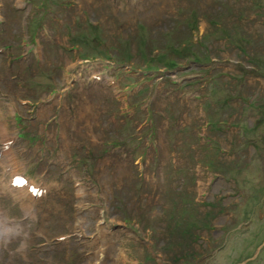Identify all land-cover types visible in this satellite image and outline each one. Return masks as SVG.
Wrapping results in <instances>:
<instances>
[{
    "label": "rangeland",
    "instance_id": "1",
    "mask_svg": "<svg viewBox=\"0 0 264 264\" xmlns=\"http://www.w3.org/2000/svg\"><path fill=\"white\" fill-rule=\"evenodd\" d=\"M0 55V264H264V119L204 124L260 113L264 0H0Z\"/></svg>",
    "mask_w": 264,
    "mask_h": 264
},
{
    "label": "flooded vegetation",
    "instance_id": "2",
    "mask_svg": "<svg viewBox=\"0 0 264 264\" xmlns=\"http://www.w3.org/2000/svg\"><path fill=\"white\" fill-rule=\"evenodd\" d=\"M230 59H232V58L222 59V60H220L218 62H228ZM191 62L198 63L197 60H192V59H191ZM232 62L233 63L235 62V64L237 63V65L240 66V68L245 67V64H243V62L240 59H238V58L232 59ZM200 64H203V63H200ZM256 70H258V73H259L257 75L264 74V69L259 68V69H256ZM240 73L241 72H238L235 75V80H236V78H238V76H240ZM208 83L209 82H207V84ZM230 98L231 99H236V97L233 96V94L230 95ZM240 100H244V102H242L243 109L246 108V107L253 106V105H254L253 106L254 109L260 107V110H259L260 113L258 114V116L256 118H253V119H247V121H244V122H241V121L235 122V121H231V120H228V119H224L223 121H220V120H218V121H209L207 119L204 120V124L210 125L209 127H211V130H212L211 132L212 133L214 131L213 129H215V131L218 132V133H221L224 130H225L226 133H228L230 130L232 131V130L236 129L238 132H241V133H243V135L248 137L247 133H249V132L252 133L253 131H255L258 128L260 121L263 122L262 120L264 119L263 118L264 110L262 111V109H264V106H263L264 105V101H262L263 100V96H260L258 94H255V96L252 97V98H244L243 96H240ZM228 101L229 100L226 99V102H224V103H227ZM228 103H230V102H228ZM204 107H205V105H204ZM239 114H241V112ZM197 132H198V130H197ZM244 140H245V138H244ZM243 143L245 145H247L249 143L250 149L253 150V152L251 151V154H250L251 158L254 155H256V153H258V151L261 152V150L258 149V146L254 144L256 142L253 141L252 139L250 141L247 139L246 142H243ZM243 143H241V144H243ZM202 146H204L205 150L207 151L206 152V156L204 155V157L202 158L203 164L205 166V170L209 173V177H212V179L209 182V184H211V183L219 184L221 181L224 182L225 180H227L225 175H224V173L222 174L223 168L221 167V155L226 156L223 152L227 150V148L225 147L227 145H224L222 141H220V145H219V142H217V140L215 138L210 137L209 140L206 141L205 145H202ZM191 147L195 148L192 145L190 146V148ZM215 148L217 149L220 157H215V152H216ZM222 150H223V152H222ZM228 151L230 152L229 156H230L231 160H233V161H235L237 163L238 160H235V158H237L238 153L241 151V149L238 147L236 150L235 149H233V150L228 149ZM211 152H212L213 156L211 158H209V160L206 159L207 156L209 154H211ZM232 179H233V177H232ZM239 191H241V190L238 189L237 192H239ZM239 195L240 194H238V196ZM234 196H236V195H234ZM193 201L196 202L195 198L193 199ZM207 205L211 206L212 204L211 203H207Z\"/></svg>",
    "mask_w": 264,
    "mask_h": 264
},
{
    "label": "bare ground",
    "instance_id": "3",
    "mask_svg": "<svg viewBox=\"0 0 264 264\" xmlns=\"http://www.w3.org/2000/svg\"><path fill=\"white\" fill-rule=\"evenodd\" d=\"M27 8H28V7H27ZM27 8H26V9H27ZM0 56H1V55H0ZM42 109H43V108H42ZM10 224H12V223L10 222ZM12 232H13V231H12ZM104 233H105V232H104V230H103V231L101 232L100 236L103 237L102 235H103Z\"/></svg>",
    "mask_w": 264,
    "mask_h": 264
}]
</instances>
